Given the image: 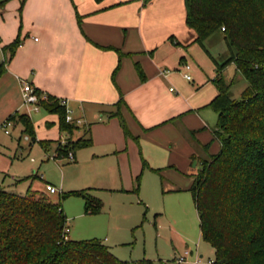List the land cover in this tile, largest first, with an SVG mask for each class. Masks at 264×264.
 <instances>
[{"label":"rangeland","instance_id":"obj_1","mask_svg":"<svg viewBox=\"0 0 264 264\" xmlns=\"http://www.w3.org/2000/svg\"><path fill=\"white\" fill-rule=\"evenodd\" d=\"M8 2L10 0H0V6ZM149 4L157 16L154 34L161 32L164 27L172 28L174 31L167 37L173 35L175 39V42H171L166 37L153 49L148 50L146 52L148 61L146 56L140 57L139 67L145 80L146 78L151 80L150 84L156 91L153 108L169 106L171 100L166 92L171 89V92H174L173 97L178 98L171 105L181 107V115L193 118L195 110H198V113L202 110L207 128L215 131L217 116L211 109L203 107L216 95L214 85L207 80L214 79L217 71L204 49L193 43L194 31L185 23L184 0L144 1L145 6ZM163 6L172 8L173 13H160L159 10ZM3 19L4 17L0 16V23L4 22ZM204 48L218 62L227 56V48L220 32L207 38L204 41ZM155 54L157 62H154ZM143 64L147 66V73L143 69ZM183 64L191 68L190 81L185 80L183 73L177 71ZM117 67L114 74L118 71ZM134 68L138 78L143 82L135 63ZM159 70L169 71V78H161ZM221 76L225 84L231 85V99L239 100L241 92L247 86L243 76L236 71L233 64L227 65ZM3 80L5 87L12 84L8 79ZM15 100L16 96L10 95L8 98L0 96V187L16 194H25L27 191L45 193V185L49 184L65 196L90 190L89 194L101 202L99 214L86 213L84 199L81 197L72 195L61 199L59 194L48 197L54 203L61 204L67 217L69 228L67 236L70 240H98L121 261L149 260L153 264H170L175 258L183 255L186 247L193 251V256L189 258L187 264H191L196 255L202 256L203 261L214 260L213 249L201 239L198 216L190 193L195 174L191 168L194 161L191 155L196 154V157L208 160L220 150L219 143L213 140L209 129L196 131V140L191 134L187 140H180L181 145L172 150L170 155L164 154L163 159L155 163L156 167L150 164V160L144 158V155L149 157L150 150L144 144H135V152L123 161L125 163L123 170L117 156L106 154L110 149L102 144H92L91 147L76 151L75 162L57 161L53 159L56 144H50L49 150L45 152L38 142H55L61 139L58 116L48 113L43 108H40L39 112L29 111L32 134L26 136L22 122L15 115L16 112L11 110V104ZM66 101L68 121L72 124L78 120L83 122V125L73 133L76 140L84 136L88 124L92 126L98 123L100 114L94 113V106L88 108L87 102L82 99L69 98ZM119 101V105L103 109L106 110V114H103L102 118L106 122L111 114L119 112L130 134L127 139L135 142L141 134L136 132L125 114V102ZM11 116L14 118L11 119ZM3 123H8L6 131L1 128ZM136 124L140 128L137 122ZM164 128L157 129L167 133V129ZM198 134L205 137V144L208 145L205 152L196 145ZM155 138L159 139L156 136ZM186 153H190L188 163ZM144 160L148 162L146 167L143 166ZM153 170H157V173ZM137 176H140L139 190L135 193ZM15 180L20 182L16 184Z\"/></svg>","mask_w":264,"mask_h":264},{"label":"trees","instance_id":"obj_2","mask_svg":"<svg viewBox=\"0 0 264 264\" xmlns=\"http://www.w3.org/2000/svg\"><path fill=\"white\" fill-rule=\"evenodd\" d=\"M184 5L185 23L195 33L194 43L204 49L217 71L211 80L217 94L205 108L217 115L213 136L220 150L199 164L190 188L200 236L213 249L214 264H264V0H184ZM216 32L223 35L227 48L221 62L204 48V41ZM18 46L15 41L6 49L12 55ZM229 64L247 82L239 100L231 99V85L221 76ZM135 67L144 81L138 63ZM4 71V63H0V76ZM41 107L58 116L59 132L67 136L62 148L59 141H39L45 152L53 143L55 152L63 156L91 147L89 130L83 137L71 139L78 128L65 122V109L57 98L47 95ZM15 115L26 136L32 134L29 117ZM110 118L118 119L124 136H130L119 112ZM139 181L140 176L135 179V193ZM89 191L60 196L81 197L86 213L99 214L101 202ZM66 227L61 204L44 193L20 195L0 187V264H153L149 260L121 261L95 239L70 240Z\"/></svg>","mask_w":264,"mask_h":264},{"label":"crops","instance_id":"obj_3","mask_svg":"<svg viewBox=\"0 0 264 264\" xmlns=\"http://www.w3.org/2000/svg\"><path fill=\"white\" fill-rule=\"evenodd\" d=\"M144 1L10 0L0 6V16L4 17V22L0 23V63L5 66V71L0 76V96H16L17 100L11 104V110L21 111L20 80H24L33 88L57 99H82L87 102L88 108L94 106V113L100 114L97 124H88L92 144H102L109 148L106 154L117 156L121 170L125 165L123 161L135 152V144H144L150 148L149 157H142L150 160V164L156 167L155 163L162 160L164 154L170 155L172 150L181 145L180 140H187L190 134L195 139L196 131L209 128L202 110L200 113L195 110L193 118L181 115L182 108L176 104L171 105L178 98L173 97L174 92L169 89L166 92L171 100L169 106L153 108L156 91L150 84L151 80L146 78L143 82L140 81L134 63L140 66L142 55L148 61L146 52L174 30L164 27L161 32L154 34L156 12L151 4L145 6ZM159 12L172 14L173 9L163 6ZM167 38L175 42L173 35ZM194 40L195 33L193 43ZM15 41L19 42V46L10 55L6 48ZM119 53L122 54L121 58ZM156 60L155 54L154 62ZM143 66L147 73V66ZM183 66L184 64L179 66L177 71L183 72ZM116 67L118 71L114 74ZM162 72L165 71L159 70V76L168 79L170 72L161 75ZM3 79H8L12 84L5 87ZM119 100L125 102L128 110H125V114L136 132L141 134L135 142L124 136L118 119L109 117L104 122L102 118L106 114L103 109L118 105ZM205 106L203 108L207 109ZM159 127H165L167 133L158 130ZM209 131L215 140L214 130ZM59 134L62 136L59 141L67 139L65 134V137L62 133ZM197 138L196 145L205 152L208 147L205 137L198 134ZM71 139L75 140L74 135ZM189 154L186 153L187 163ZM94 156L97 157L96 154ZM191 159L195 163L191 167L192 172H196L199 164L206 160L196 157V154H192ZM143 163L144 167L148 164L145 160ZM138 168L139 166L136 170ZM186 249L189 248L184 250Z\"/></svg>","mask_w":264,"mask_h":264},{"label":"built area","instance_id":"obj_4","mask_svg":"<svg viewBox=\"0 0 264 264\" xmlns=\"http://www.w3.org/2000/svg\"><path fill=\"white\" fill-rule=\"evenodd\" d=\"M183 78L187 81L191 80V77L189 75V70H190V66L188 65H184L183 66ZM167 74V72H162L161 75H165ZM20 84H21V105H20V109H25L23 110L22 113L21 111L16 112L17 114H26L28 116V112L29 111H33V112H39V109L42 108L41 107V103L42 102H46L47 101V95L45 93H36L35 92V88H33L28 82L24 81V80H20ZM169 91H171V89H169ZM59 101V105L64 107L65 109V122L79 128L80 126L83 125L82 121H76L75 124H72L68 121L67 119V101L65 99H58ZM1 128L6 131L8 129V123H3L1 125ZM66 144V140H61L59 141V147L62 148L64 145ZM54 160L60 161V160H65L67 162H74V154L73 152H68L66 156H63V154H58L57 152H54V156H53ZM45 193L47 195H56V194H61L59 193L53 186L51 185H45ZM69 232V228L66 227L65 228V233L68 234ZM193 256V253L190 249H186L183 252L182 256H179L178 258H175L174 261L176 264H187L189 261V258H191ZM191 264H214V261L211 260H207V261H203L202 258L198 257L197 255L193 257V260L191 261Z\"/></svg>","mask_w":264,"mask_h":264},{"label":"water","instance_id":"obj_5","mask_svg":"<svg viewBox=\"0 0 264 264\" xmlns=\"http://www.w3.org/2000/svg\"><path fill=\"white\" fill-rule=\"evenodd\" d=\"M193 166H195V163L193 164Z\"/></svg>","mask_w":264,"mask_h":264}]
</instances>
